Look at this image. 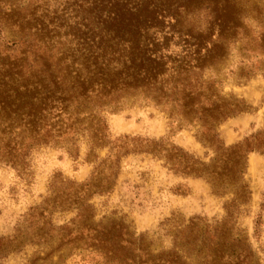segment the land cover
<instances>
[{
  "label": "trees",
  "instance_id": "obj_1",
  "mask_svg": "<svg viewBox=\"0 0 264 264\" xmlns=\"http://www.w3.org/2000/svg\"><path fill=\"white\" fill-rule=\"evenodd\" d=\"M208 1L211 21L207 35L199 31L197 36L182 38L185 54L176 56L159 50V41L150 35L159 23L156 0H93L92 20L84 21L82 32L69 45L55 42L45 25L39 28L32 22V14L13 11L0 18V35L7 33L2 36L7 43L0 50V153L4 161L16 163L13 153L22 152L26 145H69L77 136L74 124L80 117H96L101 122L103 110L118 107L129 97H143L167 112L171 126L197 127V137L216 154L212 164L185 155L177 162L168 158L169 162L185 173L206 178L215 193L233 194L234 203L247 200V159L250 152L264 153V129L234 145L223 144L217 124L243 110L244 103L223 94L219 66L227 60L230 43L239 40L237 35L242 30L241 39L253 40L248 53L264 56V25L259 26L253 38V34L245 32L246 24L241 18H229V0ZM260 39L263 43L257 46L258 51L253 50ZM246 60L248 64L242 65L238 79L249 78L258 69L252 57ZM206 71L211 75L206 77ZM98 133L92 136L94 145L110 149L111 161L106 165L110 182L109 177L103 183H77L59 177L60 181L51 185V194L30 209L13 236L0 238V255L19 250L26 243L50 246L58 241V249L82 243L104 258L120 253L119 260L150 264L148 258L142 259L147 256L144 249L132 246L136 240L122 222L105 225L94 221L91 196L111 190L119 158L129 152L117 147L105 133L102 137ZM115 151L119 153L114 160ZM72 155L77 157L78 153ZM103 162L93 174L104 171ZM69 210H75L76 216L61 225L53 223L55 212ZM227 212V220L217 225L204 224V234L216 248L225 239L221 232L230 218L228 206ZM195 226L192 219L177 231V237L187 233L183 239L189 249L197 239L205 243L194 231ZM176 247L166 256L159 255V264H189L188 256L181 255ZM212 254L203 256L205 264ZM237 259L239 264L240 253ZM245 260L244 257L242 262Z\"/></svg>",
  "mask_w": 264,
  "mask_h": 264
},
{
  "label": "rangeland",
  "instance_id": "obj_2",
  "mask_svg": "<svg viewBox=\"0 0 264 264\" xmlns=\"http://www.w3.org/2000/svg\"><path fill=\"white\" fill-rule=\"evenodd\" d=\"M92 1L0 0V18L13 11L32 14V22L39 28L45 25L55 42L69 45L82 32L84 21L92 20ZM156 2L159 23L150 35L159 41V50L173 56L185 54L182 38L197 36L199 31L207 35L211 21L208 0ZM228 3L229 18H241L246 24L245 32L255 38L259 26L264 25V0H229ZM5 34L0 35V50L7 43L2 40ZM241 34L243 30L237 35L239 40L231 41L227 60L219 66L223 94L244 103L243 110L217 124V133L226 146L264 129V56L248 53L253 40L247 42L248 39L240 38ZM260 43L263 40H256L253 50L258 51ZM247 56L253 58L258 69L249 78L238 79L242 65L248 64ZM208 72L206 77L211 75ZM101 116V122L96 117H80L74 124L77 136L69 145H26L22 152L13 153L18 159L14 164L5 162L0 153V238L13 236L30 209L41 205L51 194V185L60 181L59 177L77 183H103L109 177L110 182L106 169L111 161L109 146H96L92 139L104 130L102 133L111 142L129 152L119 158L111 190L91 196L95 222L105 225L122 222L136 240L132 246H141L147 254L142 259L148 258L150 264H159V255L166 256L174 246L181 255L188 256L189 264H205L203 256L211 253L213 257L208 264H236L239 253V264H247L246 260L250 264H264V153H249L244 173L249 194L247 200L234 203L233 194L215 193L206 178L185 173L168 161L170 158L177 162L185 155L205 164L213 163L215 151L197 137V127L171 126L167 112L143 97H129L122 105L103 110ZM15 130L19 132L18 128ZM101 134L98 136L102 137ZM73 153H78L77 157ZM117 153H113L114 160ZM101 160L104 171L95 175V167ZM227 206L231 214L221 232L225 239L216 248L209 242V235L205 236L204 224L217 225L227 220ZM75 216V210L57 211L53 223L61 225ZM192 219L197 225L194 231L205 243L197 239L189 249L183 239L187 233L177 237V231ZM57 242L50 246L26 243L19 250L0 255V264H133L119 260L120 253L109 259L91 252L82 243L58 249ZM244 257L246 260L242 262Z\"/></svg>",
  "mask_w": 264,
  "mask_h": 264
}]
</instances>
